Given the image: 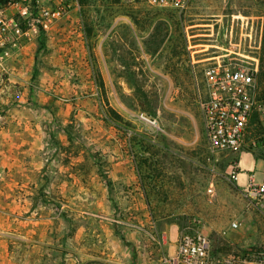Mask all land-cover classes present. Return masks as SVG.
I'll use <instances>...</instances> for the list:
<instances>
[{
    "label": "rangeland",
    "instance_id": "obj_1",
    "mask_svg": "<svg viewBox=\"0 0 264 264\" xmlns=\"http://www.w3.org/2000/svg\"><path fill=\"white\" fill-rule=\"evenodd\" d=\"M218 59L258 61L264 107V0H193L181 14L76 0L0 59V264H148L150 248L166 255L153 244L165 220L211 247L236 223L233 255L264 253V199L247 207L228 179L241 154L264 160V122L252 117L237 154L206 141L203 70Z\"/></svg>",
    "mask_w": 264,
    "mask_h": 264
},
{
    "label": "built area",
    "instance_id": "obj_2",
    "mask_svg": "<svg viewBox=\"0 0 264 264\" xmlns=\"http://www.w3.org/2000/svg\"><path fill=\"white\" fill-rule=\"evenodd\" d=\"M146 5L176 13L186 12L193 0H142ZM76 7V0H7L0 3V59L13 55L31 35L49 31ZM258 61L233 63L216 60L203 70L200 101L208 149L237 154L243 148L250 121L256 114L264 122V107L255 100ZM236 172L229 180L236 182ZM211 192V190H210ZM253 207L264 199V178L250 180L243 189ZM230 229L237 228L236 223ZM160 264H264V253L241 251L239 255L214 256L207 237L181 236L174 255H161Z\"/></svg>",
    "mask_w": 264,
    "mask_h": 264
},
{
    "label": "crops",
    "instance_id": "obj_3",
    "mask_svg": "<svg viewBox=\"0 0 264 264\" xmlns=\"http://www.w3.org/2000/svg\"><path fill=\"white\" fill-rule=\"evenodd\" d=\"M250 163H248L249 161ZM237 180L234 182L235 186L242 190L246 187L250 180L254 182H260L261 177L264 174V160L250 158L248 159L245 154H241L239 157V162L237 164ZM205 228V234L208 235L210 232V227ZM155 226V222L150 223V227ZM162 229H156V236L153 239V244H159V249H161L166 255H174L176 250V242L177 239L182 232L181 227L173 221L165 220L164 223L161 224ZM215 237L212 240V254L214 256H233L235 251H239L236 244V240L234 236L231 234L230 228L227 225H221L218 229H214ZM129 235L134 238L138 243L145 244V242L140 241L139 232L133 230L128 231ZM209 238V237H208ZM156 239V240H155ZM147 244V243H146ZM150 245H147V247ZM146 248V247H145ZM155 249V248H154ZM148 257V264H160L159 258L157 255L152 257V250L149 249V252L146 254ZM145 256V254H144ZM110 264H116L115 261H112ZM118 264H132L130 262L126 263V261H122Z\"/></svg>",
    "mask_w": 264,
    "mask_h": 264
},
{
    "label": "trees",
    "instance_id": "obj_4",
    "mask_svg": "<svg viewBox=\"0 0 264 264\" xmlns=\"http://www.w3.org/2000/svg\"><path fill=\"white\" fill-rule=\"evenodd\" d=\"M0 2H2V0H0Z\"/></svg>",
    "mask_w": 264,
    "mask_h": 264
}]
</instances>
